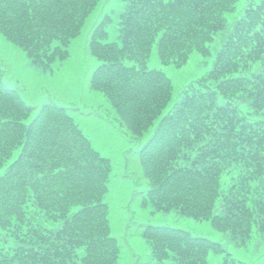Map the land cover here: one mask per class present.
I'll list each match as a JSON object with an SVG mask.
<instances>
[{
  "label": "trees",
  "instance_id": "obj_1",
  "mask_svg": "<svg viewBox=\"0 0 264 264\" xmlns=\"http://www.w3.org/2000/svg\"><path fill=\"white\" fill-rule=\"evenodd\" d=\"M98 0H0V33L32 63L50 68ZM115 38L105 13L92 27L97 63L89 87L102 92L123 129L139 137L146 184L141 203L209 219L233 241L264 234V0H246L212 65L173 98L171 79L148 67L181 64L225 27L237 0H122ZM0 264H118L107 191L111 160L75 121L72 107L31 105L0 66ZM234 178V180H232ZM35 217V219H32ZM41 217V219H40ZM40 219V220H38ZM61 219L58 226L46 221ZM154 257L206 264L208 251L230 252L179 226L142 223Z\"/></svg>",
  "mask_w": 264,
  "mask_h": 264
},
{
  "label": "rangeland",
  "instance_id": "obj_2",
  "mask_svg": "<svg viewBox=\"0 0 264 264\" xmlns=\"http://www.w3.org/2000/svg\"><path fill=\"white\" fill-rule=\"evenodd\" d=\"M246 2L237 0L235 8L226 13L225 27L217 30L208 42L209 54H201L193 49L184 62L176 65L161 62L156 45L151 47L147 65L167 73L173 84V98L178 96L183 86L212 65L217 47L225 40L234 20L242 16ZM122 3V0H98L84 19L80 32L70 39L67 57L56 60L50 68L32 63L22 47L0 33L3 79L15 88L22 99L36 107L46 100L71 106L75 121L91 144L101 155L110 157L112 168L103 201L109 204L110 233L120 245L118 264L172 263L168 257L159 260L152 255L150 245L140 233L142 223L179 226L193 234L218 241L233 258L228 259L227 264H264V234L253 232L241 245L232 240L228 231L213 227L209 219L194 218L174 208L152 210L149 202L141 203V189L146 179L139 165L137 150L150 135L152 125L138 138L130 136L102 92L89 87L90 72L97 63L89 51L91 29L103 14L110 13L112 20L107 25L108 38H115L118 33L117 14ZM4 166H0V173ZM60 223L61 219H57L46 221L45 225L51 227ZM224 255V250L208 251L206 264H223Z\"/></svg>",
  "mask_w": 264,
  "mask_h": 264
}]
</instances>
